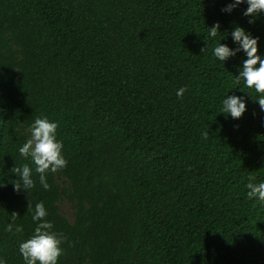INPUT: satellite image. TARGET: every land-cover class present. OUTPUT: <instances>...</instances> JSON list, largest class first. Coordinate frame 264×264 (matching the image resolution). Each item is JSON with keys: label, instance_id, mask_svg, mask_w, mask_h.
<instances>
[{"label": "trees", "instance_id": "trees-1", "mask_svg": "<svg viewBox=\"0 0 264 264\" xmlns=\"http://www.w3.org/2000/svg\"><path fill=\"white\" fill-rule=\"evenodd\" d=\"M230 3L0 0V260L25 264L43 202L57 264H264V202L246 187L264 182V94L237 83L242 50L214 55L239 47L240 27L264 59V12ZM228 96L244 98L241 118L222 113ZM37 118L58 124L67 160L50 190L19 153ZM24 164L35 187L18 193L10 170Z\"/></svg>", "mask_w": 264, "mask_h": 264}, {"label": "clouds", "instance_id": "clouds-1", "mask_svg": "<svg viewBox=\"0 0 264 264\" xmlns=\"http://www.w3.org/2000/svg\"><path fill=\"white\" fill-rule=\"evenodd\" d=\"M245 0H234L230 3L224 12H231ZM247 10L244 12L246 17L253 16L259 12H264V0H247ZM254 21L250 20L249 23ZM219 23L212 26L209 31L210 37L215 38L219 32ZM233 41L239 45L235 50L230 49L226 45L219 44L214 48V55L220 61H225L236 55L237 52L243 51L247 59L243 62V69L237 78V83L243 79L246 87L254 89L257 93L264 94V59L258 53V38H253L246 33L245 29L236 27L232 33ZM204 51V50H202ZM187 91L186 88H180L177 91L178 97H183ZM257 102L260 105L261 111H264V95H261ZM246 111V105L243 97L228 96L223 101L222 113L227 117L228 114L233 119H239ZM58 124L50 122L47 118H37L30 128L31 136L22 147L19 148V153L22 157L31 158L35 165V173L39 175V183L45 190H50V185L47 182V173H56L59 169L67 166V160L62 155L63 144L56 139V131ZM202 136L205 140L208 139L209 133L204 132ZM18 179L14 185V190L20 192L21 189L28 192L35 187V181L32 178L33 170L28 164L23 166H15L10 170ZM249 177V180H252ZM246 187L249 189L247 195L251 199L258 197L259 201L264 202V182L253 184L249 182ZM32 210V204L29 202L28 211ZM48 213L43 202L35 205L32 215L33 221L38 222L33 236L21 243L19 251L23 256L25 264H57L58 258L62 255L60 247L63 242L61 237L52 231L53 224L46 220ZM19 214L11 213L12 223L7 225L6 231L12 232L16 219ZM22 226H15V232H22ZM0 264H5V261L0 260Z\"/></svg>", "mask_w": 264, "mask_h": 264}, {"label": "rangeland", "instance_id": "rangeland-1", "mask_svg": "<svg viewBox=\"0 0 264 264\" xmlns=\"http://www.w3.org/2000/svg\"><path fill=\"white\" fill-rule=\"evenodd\" d=\"M63 181L61 179H58V183L62 184ZM59 208H60V213L64 215V217L67 219V221L71 222L73 220L72 214L73 210L71 208V205L67 201H60L58 203Z\"/></svg>", "mask_w": 264, "mask_h": 264}]
</instances>
